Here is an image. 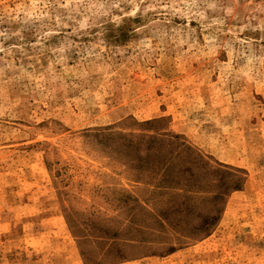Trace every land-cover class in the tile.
Instances as JSON below:
<instances>
[{"label": "rangeland", "instance_id": "1", "mask_svg": "<svg viewBox=\"0 0 264 264\" xmlns=\"http://www.w3.org/2000/svg\"><path fill=\"white\" fill-rule=\"evenodd\" d=\"M0 264H264V0H0Z\"/></svg>", "mask_w": 264, "mask_h": 264}]
</instances>
